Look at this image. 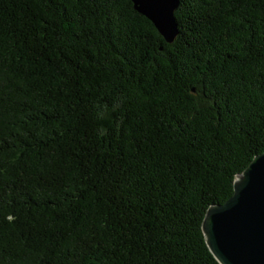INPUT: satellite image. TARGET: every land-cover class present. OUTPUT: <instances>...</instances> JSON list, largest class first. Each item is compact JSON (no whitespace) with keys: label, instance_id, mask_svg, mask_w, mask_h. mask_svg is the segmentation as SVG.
<instances>
[{"label":"trees","instance_id":"1","mask_svg":"<svg viewBox=\"0 0 264 264\" xmlns=\"http://www.w3.org/2000/svg\"><path fill=\"white\" fill-rule=\"evenodd\" d=\"M0 0V264H220L207 210L264 152V0Z\"/></svg>","mask_w":264,"mask_h":264},{"label":"water","instance_id":"2","mask_svg":"<svg viewBox=\"0 0 264 264\" xmlns=\"http://www.w3.org/2000/svg\"><path fill=\"white\" fill-rule=\"evenodd\" d=\"M168 43L178 37L181 0H132ZM207 245L220 264H264V152L237 174L234 194L212 205L203 221Z\"/></svg>","mask_w":264,"mask_h":264}]
</instances>
